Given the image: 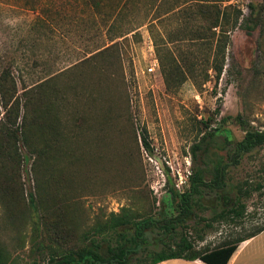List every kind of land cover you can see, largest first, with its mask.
Returning <instances> with one entry per match:
<instances>
[{
  "label": "rangeland",
  "instance_id": "rangeland-1",
  "mask_svg": "<svg viewBox=\"0 0 264 264\" xmlns=\"http://www.w3.org/2000/svg\"><path fill=\"white\" fill-rule=\"evenodd\" d=\"M196 4L241 13L218 79V29ZM2 75L16 92L3 85L0 121L15 127L24 111L26 139L10 145L13 161L0 155L7 264H49L91 238L113 244L132 230L109 229L113 215L174 216L188 175L208 181L220 163L223 185L204 190L168 242L209 249L264 223V144L227 164L245 130L264 129V0H0ZM14 97L17 115L4 116ZM237 190L241 223L210 219ZM158 234L148 250L163 247Z\"/></svg>",
  "mask_w": 264,
  "mask_h": 264
},
{
  "label": "trees",
  "instance_id": "trees-1",
  "mask_svg": "<svg viewBox=\"0 0 264 264\" xmlns=\"http://www.w3.org/2000/svg\"><path fill=\"white\" fill-rule=\"evenodd\" d=\"M215 1V0H214ZM195 12L206 19L205 24L214 26L218 29V38L215 41L213 49V56L210 67L214 72L215 79H218L223 66V52L226 45L225 31L227 29L235 28L238 23L239 15L241 14L235 9L220 8L215 4H196ZM222 39V40H221ZM4 75L0 76V99L3 105H6V94L3 92V85L9 83L12 87L10 95L16 92L13 81L6 82ZM5 82V83H4ZM24 93L30 87L23 86ZM23 108L25 103H21ZM19 108V103L16 97L10 102L9 106L5 108L4 116L8 115V111H16ZM24 111L21 116V122L15 127L6 126L0 121V155L5 157V161H13L17 157L16 150H12L10 145H14L19 133V139L26 143L24 130L20 125L24 123ZM19 129V130H18ZM142 144L147 149V142L142 137ZM264 144V129L261 130H245L242 137L232 145L231 152L227 155V164H235L238 159L246 152L253 148ZM15 155V156H14ZM6 161V162H7ZM225 163H220L214 170L212 178L204 181L200 171L197 169L191 172L187 178V188L180 193L178 202V212L174 216L159 217L145 216L142 218L129 217L126 214L111 216L108 228L114 230L117 226L130 224L131 232L116 233L114 243L101 242L91 238L80 247L67 252L53 254L49 257V264H155L157 262L171 259L182 258L186 260L199 259L206 264H226L231 253L235 250L237 244L244 241L262 230L263 224H255V226L248 230L243 235L232 237L223 240L219 245L203 250H195L186 236H180L178 240L168 242L171 232L176 225H180L183 221L189 219L193 213L192 206L201 203L204 190L210 188H218L223 185V178L225 173ZM1 169L6 166L5 162L1 163ZM14 170V168H12ZM241 192L237 190L236 194L228 198L225 206L221 208L210 219L212 220H227L229 223L238 225L245 214V205L240 201ZM243 195L248 193L247 190L242 191ZM29 199L32 201V196L29 194ZM157 229L159 236L154 237V241L162 243V248L157 251H150L147 249L150 241L147 234ZM142 252L143 254H140ZM0 264H7V259L4 257L0 249Z\"/></svg>",
  "mask_w": 264,
  "mask_h": 264
},
{
  "label": "crops",
  "instance_id": "crops-1",
  "mask_svg": "<svg viewBox=\"0 0 264 264\" xmlns=\"http://www.w3.org/2000/svg\"><path fill=\"white\" fill-rule=\"evenodd\" d=\"M264 234L260 233L241 241L231 253L226 264H264V245L254 244ZM155 264H206L199 259L186 260L182 258L166 259Z\"/></svg>",
  "mask_w": 264,
  "mask_h": 264
},
{
  "label": "built area",
  "instance_id": "built-area-1",
  "mask_svg": "<svg viewBox=\"0 0 264 264\" xmlns=\"http://www.w3.org/2000/svg\"><path fill=\"white\" fill-rule=\"evenodd\" d=\"M150 70L152 69V67L149 68Z\"/></svg>",
  "mask_w": 264,
  "mask_h": 264
}]
</instances>
